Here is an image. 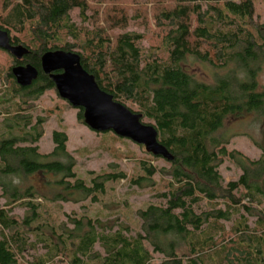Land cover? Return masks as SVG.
Listing matches in <instances>:
<instances>
[{"label": "trees", "instance_id": "trees-1", "mask_svg": "<svg viewBox=\"0 0 264 264\" xmlns=\"http://www.w3.org/2000/svg\"><path fill=\"white\" fill-rule=\"evenodd\" d=\"M92 1L0 0V29L12 45L28 49L18 60L0 48L6 128L0 135V264H152L153 254L158 264H264V143L251 159L228 149L222 132L228 118L245 114L264 132V88L257 79L264 66V22L254 20L255 0H149L154 38L124 31L130 19L147 25L144 7L129 15L125 6L140 0H112L103 8ZM74 9L79 25L69 15ZM73 49L100 89L155 127L171 160L144 150L136 172L112 163L90 171L86 181L75 172L65 132L54 130L52 150L39 151L45 119L33 122L23 106L56 91L41 71V54ZM189 60L209 66L212 81L192 72ZM18 64L38 70L31 85L16 83L10 70ZM158 160L162 167L153 165ZM225 160L241 173L223 185L219 167ZM119 181L164 200L136 210L141 231L134 235H126L127 225L116 219L53 216L49 205L96 203L108 183ZM201 200L213 206L196 213L193 205ZM221 202L223 208L217 207ZM16 207L24 209L22 216L12 213ZM239 209L255 217L252 227L243 214L227 224Z\"/></svg>", "mask_w": 264, "mask_h": 264}, {"label": "rangeland", "instance_id": "rangeland-1", "mask_svg": "<svg viewBox=\"0 0 264 264\" xmlns=\"http://www.w3.org/2000/svg\"><path fill=\"white\" fill-rule=\"evenodd\" d=\"M112 0H95L91 5L98 7H107ZM254 20L264 22V0L254 1ZM129 15L132 10L137 7H144L146 9L147 25L142 24L140 19H130L128 27L124 31H135L138 33H146L149 37L154 38L157 28L154 26L150 13L153 4L149 0H140L138 2H128L126 5ZM89 14V13H88ZM71 20L77 25L80 24L78 10L74 9L69 13ZM135 15V14H134ZM153 19V18H152ZM86 25V24H85ZM114 32H122L115 29ZM143 45L147 43L144 41ZM76 52L75 49H73ZM3 58H0L2 63ZM189 68L196 73L199 78L206 82H211L213 77V70L202 63L189 60ZM258 83L260 87L264 88V66L258 74ZM3 92V86L0 82V96ZM29 108H26L28 107ZM27 114H30L34 122L37 117L44 120L42 124L43 136L38 140L36 145L42 153H49L53 148L52 132L54 130L63 131L67 136L66 150L75 159V172L77 175L88 180V173L90 171L97 173L109 169V165L116 163L118 167L127 174H132L138 170V160L146 159L144 149L132 141L125 139L123 141L112 140L109 135H102L91 131L87 126L82 124L77 119V108H73L67 102H63L54 90H46L36 100L29 101L25 106ZM13 104H11V109ZM1 111V104H0ZM3 115L0 114V135L6 131L3 125ZM223 135L228 138V149H235L240 151L248 158H257L261 151L259 144L264 143V132L262 127L254 116L245 114L238 118H228L225 121L222 130ZM16 134V132H14ZM156 167H162L161 160L153 162ZM219 173L222 177V183L236 180L241 171L234 166L230 161L225 160L219 167ZM4 202L0 199V205ZM163 204L164 200L155 197V192L138 189L136 186H129L126 181H119L108 183L106 185V192L100 196L96 203H91L89 200L83 203H59L56 205H49L53 216L57 221H66L67 215L85 214L95 218L96 216L102 220H114L121 222L128 227L126 235H134L141 231V221L136 215V210L145 208L148 204ZM213 206L212 203L206 200H201L193 205L194 211L200 213L209 210ZM264 207V199L262 201ZM217 207L223 208L221 202ZM24 209L16 207L13 209V214L22 216ZM247 218V223L250 227L253 226L255 217L247 216L243 209H239L232 213L230 222L239 219L240 215ZM117 226L113 229L115 230ZM95 250L103 253L102 248L97 245ZM159 263V255L153 254L152 264Z\"/></svg>", "mask_w": 264, "mask_h": 264}, {"label": "water", "instance_id": "water-1", "mask_svg": "<svg viewBox=\"0 0 264 264\" xmlns=\"http://www.w3.org/2000/svg\"><path fill=\"white\" fill-rule=\"evenodd\" d=\"M0 48L15 59L28 53L22 45H12L9 33L0 29ZM40 68L54 84L57 95L73 108L82 109V120L91 131H110L128 139L154 156L171 160L172 155L158 142L154 126L141 122V114L135 113L99 88L94 76L83 69L80 56L74 51L52 50L40 56ZM21 87L31 85L38 70L30 64H18L10 70Z\"/></svg>", "mask_w": 264, "mask_h": 264}]
</instances>
